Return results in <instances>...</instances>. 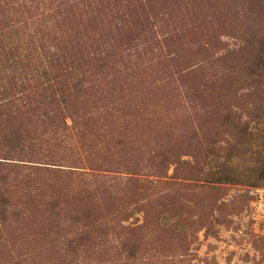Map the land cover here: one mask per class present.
<instances>
[{"label": "rangeland", "instance_id": "rangeland-1", "mask_svg": "<svg viewBox=\"0 0 264 264\" xmlns=\"http://www.w3.org/2000/svg\"><path fill=\"white\" fill-rule=\"evenodd\" d=\"M0 264H264V0H0Z\"/></svg>", "mask_w": 264, "mask_h": 264}]
</instances>
